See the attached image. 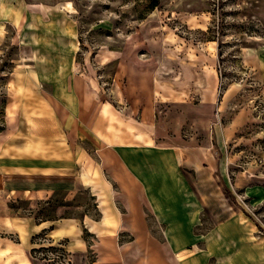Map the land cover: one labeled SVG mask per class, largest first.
<instances>
[{
  "label": "rangeland",
  "instance_id": "obj_1",
  "mask_svg": "<svg viewBox=\"0 0 264 264\" xmlns=\"http://www.w3.org/2000/svg\"><path fill=\"white\" fill-rule=\"evenodd\" d=\"M113 106L174 139L158 159L172 163L169 210L133 225L178 234L102 235L99 248L97 204L64 189L79 170L37 159L42 138L61 156L83 149L75 139ZM38 187L36 204L17 198ZM19 227L29 264H264V0H0V264ZM135 239L132 259L121 247Z\"/></svg>",
  "mask_w": 264,
  "mask_h": 264
},
{
  "label": "crops",
  "instance_id": "obj_2",
  "mask_svg": "<svg viewBox=\"0 0 264 264\" xmlns=\"http://www.w3.org/2000/svg\"><path fill=\"white\" fill-rule=\"evenodd\" d=\"M127 97L126 89L117 88L115 98L120 104V99L125 100ZM140 116L141 113L135 116L131 110L114 106L99 110L86 124L85 136L75 139L76 147L82 143L78 140L85 141L83 149L82 146L74 149L72 144H69L66 156L60 155L61 143H50L42 138L43 142L39 144L37 159L47 163L46 170L53 173L61 170L70 172L79 170L77 177L69 176L70 186L64 189L68 192V200L78 192H86V194L88 192L91 200L97 204L99 222L86 229L96 237L99 248L103 243L100 237L102 235H129L134 238L136 235L147 233L163 235L179 233L170 227L133 225L135 224L133 221L143 220L147 216L146 212L150 213L154 219L165 218V215L158 212L169 210L163 205L166 203L164 199L166 188L163 183L169 171H172V163L159 162L158 159L161 160L160 157L167 158V156L171 159L178 153V149L174 150V139L169 136L166 129L158 130L153 118L143 117L142 119ZM166 128L171 129V126L166 124ZM45 145L47 150L43 151ZM45 152H53V157L44 158ZM42 154H44L43 157H41ZM177 166L178 170L187 167L183 165L182 160ZM38 180L40 181L39 178ZM56 182L57 179L54 177L51 192L61 187L60 183ZM47 195H49L47 189L42 190L38 187L33 190V193L27 191L17 195V198L36 204ZM12 233L21 239L20 243H10V250L13 252L12 264H29L28 255L22 246L24 231L21 227L12 228ZM180 233H184V230H180ZM167 241V244H161L165 252L171 250L172 246L169 243L170 240ZM128 245L132 246L129 252L130 258L135 259L141 256L143 251L140 246L136 247V239L135 242L126 243L121 249L127 248ZM76 255L79 259L83 256L81 253ZM171 260L174 264L173 258ZM93 264H105V261L97 258Z\"/></svg>",
  "mask_w": 264,
  "mask_h": 264
}]
</instances>
